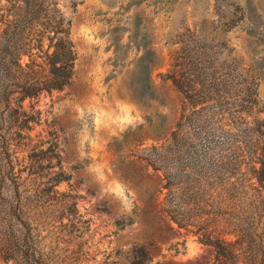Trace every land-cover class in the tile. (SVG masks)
Masks as SVG:
<instances>
[{"label": "rangeland", "instance_id": "1", "mask_svg": "<svg viewBox=\"0 0 264 264\" xmlns=\"http://www.w3.org/2000/svg\"><path fill=\"white\" fill-rule=\"evenodd\" d=\"M54 1L70 19L73 75L61 90L32 101L33 133L55 132L67 175L55 189L71 194L75 205L70 215L52 211L51 259L131 264L141 250L144 264L211 263V247L164 214L162 172L133 154L167 143L186 85L210 99L193 123L197 152L244 142L240 126L230 129L235 135L218 128L228 123L230 94L250 102H243L247 121L264 120V0ZM142 55L146 68L138 63ZM245 150L238 171L247 178ZM167 168L173 171L170 159Z\"/></svg>", "mask_w": 264, "mask_h": 264}, {"label": "trees", "instance_id": "2", "mask_svg": "<svg viewBox=\"0 0 264 264\" xmlns=\"http://www.w3.org/2000/svg\"><path fill=\"white\" fill-rule=\"evenodd\" d=\"M69 31L70 19L54 0H0L3 262L54 264L46 244L52 211L58 207L70 215L68 210L75 205L71 194L55 189L67 177L58 142L51 129L33 133L38 112L32 109V101L41 94L70 83L75 51ZM138 63L142 68L150 65L143 55ZM168 78L176 86L182 83L173 75ZM181 92L184 104L167 143L137 149L133 157L162 172L164 214L178 229L189 230L200 243L211 247L209 264H264V120L247 121L242 116L246 112L243 102H250L230 94L228 123L218 128L235 135L230 129L240 126L246 135L244 142L242 138L240 145L233 146L234 140L227 141L214 154L211 147L197 152L193 123L206 107L201 104L210 99L192 85ZM243 147L251 164L247 178L238 171L244 163L239 154ZM167 159L174 163L173 171L167 168ZM250 179L256 186L250 182L245 186V180ZM230 235L233 240H228ZM144 261L143 251L133 253L131 264Z\"/></svg>", "mask_w": 264, "mask_h": 264}]
</instances>
